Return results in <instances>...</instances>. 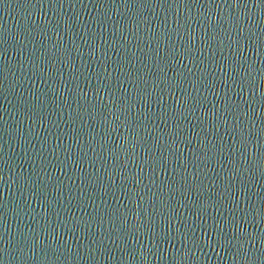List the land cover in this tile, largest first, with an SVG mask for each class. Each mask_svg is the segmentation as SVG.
<instances>
[{"label":"water","instance_id":"1","mask_svg":"<svg viewBox=\"0 0 264 264\" xmlns=\"http://www.w3.org/2000/svg\"><path fill=\"white\" fill-rule=\"evenodd\" d=\"M0 264H264V0H0Z\"/></svg>","mask_w":264,"mask_h":264}]
</instances>
